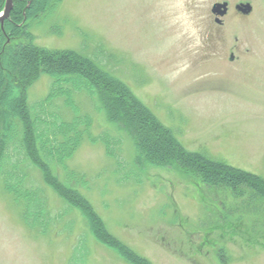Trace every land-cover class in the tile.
<instances>
[{"label":"rangeland","instance_id":"obj_1","mask_svg":"<svg viewBox=\"0 0 264 264\" xmlns=\"http://www.w3.org/2000/svg\"><path fill=\"white\" fill-rule=\"evenodd\" d=\"M21 28L12 43L110 74L184 156H152L94 88L51 96L47 121L87 123L42 167L17 126L0 166V264H264V0H45ZM50 89L44 73L28 82L31 110Z\"/></svg>","mask_w":264,"mask_h":264},{"label":"trees","instance_id":"obj_2","mask_svg":"<svg viewBox=\"0 0 264 264\" xmlns=\"http://www.w3.org/2000/svg\"><path fill=\"white\" fill-rule=\"evenodd\" d=\"M3 1L0 0V11ZM28 3L30 6L26 9ZM44 4L45 0H13L9 18L0 24V166L2 160L3 163L4 160L7 161L8 146L17 133V126L20 127L22 151L30 162L39 159L42 167L43 162L59 161L65 157V153L69 155L74 150L75 142L79 140L80 132L75 128L76 125L87 123V120L74 115L71 122H49L41 115L43 103L50 100L51 96L73 95L72 92L78 91L77 87L82 86L94 88L98 97L104 98L102 103L106 107L110 106V111L116 110L118 114L130 119L131 124L142 133L143 140L149 143L152 156L159 159H166L169 154L170 158L183 157L184 154L172 144L167 134L153 131L141 109L134 105L118 82L96 67L90 59L70 51H45L31 44L12 43L20 35L29 37L21 28L24 15L36 14ZM42 73L51 78L50 94L38 103L40 108L33 111L26 101L25 88L30 80L33 81ZM108 120L112 118L108 116ZM188 161H191L189 165L201 166L206 171L205 174L223 175L222 170L204 166L202 162L195 163V158ZM63 197L66 199L68 196Z\"/></svg>","mask_w":264,"mask_h":264},{"label":"water","instance_id":"obj_3","mask_svg":"<svg viewBox=\"0 0 264 264\" xmlns=\"http://www.w3.org/2000/svg\"><path fill=\"white\" fill-rule=\"evenodd\" d=\"M221 8H223V10H221ZM12 9V0H6L5 6L3 11L0 13V23H2L5 19H7L9 17V14L11 12ZM225 3L223 4H216L213 6L212 11L214 13H218L220 15H223V13H225ZM239 10L242 11L243 13H246L250 10V7L247 6V8H242L239 7Z\"/></svg>","mask_w":264,"mask_h":264},{"label":"flooded vegetation","instance_id":"obj_4","mask_svg":"<svg viewBox=\"0 0 264 264\" xmlns=\"http://www.w3.org/2000/svg\"><path fill=\"white\" fill-rule=\"evenodd\" d=\"M215 20H216V18H215Z\"/></svg>","mask_w":264,"mask_h":264}]
</instances>
